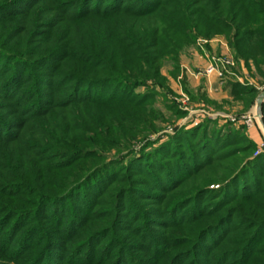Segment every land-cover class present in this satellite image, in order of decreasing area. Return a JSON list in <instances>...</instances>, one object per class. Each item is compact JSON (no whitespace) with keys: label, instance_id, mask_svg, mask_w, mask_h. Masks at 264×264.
Returning a JSON list of instances; mask_svg holds the SVG:
<instances>
[{"label":"trees","instance_id":"1","mask_svg":"<svg viewBox=\"0 0 264 264\" xmlns=\"http://www.w3.org/2000/svg\"><path fill=\"white\" fill-rule=\"evenodd\" d=\"M217 33L262 72L264 0H0V264H264L244 125L206 119L126 163L98 151L151 124L155 92L135 89L163 85L164 57Z\"/></svg>","mask_w":264,"mask_h":264},{"label":"rangeland","instance_id":"2","mask_svg":"<svg viewBox=\"0 0 264 264\" xmlns=\"http://www.w3.org/2000/svg\"><path fill=\"white\" fill-rule=\"evenodd\" d=\"M195 32L196 31L194 30V33ZM221 38L228 49L226 53L231 55L235 60L233 71L236 76L227 78V81L248 83L256 89L255 98L250 105L241 99L232 98V102L226 100V106L228 107L222 108L223 105L217 102L214 98L209 97L202 87L204 85V81L202 80L208 79V77L198 74V71L203 69L204 66L196 67L193 64V53L198 51L202 54V50L198 45L199 40L205 39L208 41L203 47L207 49V44L209 45L211 41H218ZM177 55V60L175 62L172 60L173 58L169 56H166L161 60L160 75L162 77L163 85H161L159 81L149 78L146 80V83L139 85L135 89L137 93H144L149 91V89H152L155 92L154 97L151 99L149 107L147 108L148 110H150L149 108L153 109L151 124L145 123V128H143L144 124H142L138 128L139 133L130 138L126 144L124 141H108L107 143L109 146L104 152L103 150H98L104 155L106 160H116L118 163H126L129 157H132L133 155L138 156L142 152H148L151 149L158 147L167 141L170 136L175 134L178 129L194 127L206 119L216 121L218 125H222L226 122L233 124L230 121L212 118L211 115L214 113L224 112L239 117L256 109V98L259 93L264 91V65L261 67L262 72H260L255 68L252 61H249L248 64L243 60L237 62L235 53L231 49L225 34L217 33L208 38L197 36L193 44L185 46V48L179 51ZM242 69L246 71V74L239 73L243 71ZM238 78L241 79V81H239ZM148 120L149 117L146 118V121ZM233 125L238 127L242 124ZM244 127L246 134L249 136V133H251L250 129H253L254 126L249 129L246 126ZM257 145L258 143H256V148ZM131 151L134 153H130ZM254 152L252 156L255 155ZM62 182L64 183L63 180Z\"/></svg>","mask_w":264,"mask_h":264},{"label":"built area","instance_id":"3","mask_svg":"<svg viewBox=\"0 0 264 264\" xmlns=\"http://www.w3.org/2000/svg\"><path fill=\"white\" fill-rule=\"evenodd\" d=\"M206 43H208V41L205 39H201L198 42V45L202 50V54L207 60V64L203 69H200L198 71V74L204 75L208 78L214 76L219 80H225L227 78L236 76L235 72L233 71L235 60L232 58V56L227 53H210L207 49L203 48L204 44ZM238 80L241 81V79L239 78ZM211 117L218 120L223 119L224 121H230L233 124H242L249 129L255 126L257 123H264V101L262 103V107L259 110L254 109L249 113L243 114L239 117L232 116L224 112L214 113L213 115H211ZM261 152H264V139L258 142L257 148L254 153L255 155H257Z\"/></svg>","mask_w":264,"mask_h":264},{"label":"crops","instance_id":"4","mask_svg":"<svg viewBox=\"0 0 264 264\" xmlns=\"http://www.w3.org/2000/svg\"><path fill=\"white\" fill-rule=\"evenodd\" d=\"M218 40V39H217ZM206 48L208 49L209 52L211 53H226L227 48L226 45L224 44V41L219 39L218 41L213 40L209 45L207 44ZM193 57V64L197 67H203L207 64L206 58H204L203 54L199 53L198 51H195ZM196 55V56H195ZM243 71L239 73H245L246 71L242 69ZM198 80V79H197ZM196 80V81H197ZM204 81V85L202 86L203 89L205 90L206 94L209 97L214 98L217 100V102L221 103L222 108L228 107L226 106L227 101H231L232 96L228 93V90L226 88V85L228 83L227 79L225 80H219L214 76H211L208 79L202 80ZM227 100V101H226ZM232 102V101H231ZM234 108V106H233ZM251 133H249V136L251 139L255 142L258 143L260 140H263L264 138V125L257 123L253 129H250ZM259 139V141H258Z\"/></svg>","mask_w":264,"mask_h":264},{"label":"water","instance_id":"5","mask_svg":"<svg viewBox=\"0 0 264 264\" xmlns=\"http://www.w3.org/2000/svg\"><path fill=\"white\" fill-rule=\"evenodd\" d=\"M263 101H264V91L259 93V95L256 98V109L257 110L261 108Z\"/></svg>","mask_w":264,"mask_h":264},{"label":"bare ground","instance_id":"6","mask_svg":"<svg viewBox=\"0 0 264 264\" xmlns=\"http://www.w3.org/2000/svg\"><path fill=\"white\" fill-rule=\"evenodd\" d=\"M256 108V107H255Z\"/></svg>","mask_w":264,"mask_h":264}]
</instances>
